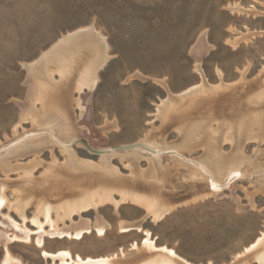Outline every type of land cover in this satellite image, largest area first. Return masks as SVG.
<instances>
[{
  "label": "rangeland",
  "instance_id": "obj_1",
  "mask_svg": "<svg viewBox=\"0 0 264 264\" xmlns=\"http://www.w3.org/2000/svg\"><path fill=\"white\" fill-rule=\"evenodd\" d=\"M235 3L257 13L231 12ZM91 27L104 43L86 42L64 69L44 64L48 82L28 72L63 36ZM103 45L96 85L84 86ZM197 65L209 84L222 73L236 85L211 106L183 101L164 123L158 104L200 84ZM48 104L71 130L41 132L33 119ZM135 146L142 157L127 151ZM0 154V264H139L163 254L155 248L188 264H264V243L246 252L264 234V0H0ZM64 175L137 183L156 205L176 206L161 219L142 201L117 207L123 193L109 183L113 200L73 212L58 231L41 214L38 229V200L22 185ZM210 180L221 190L212 194Z\"/></svg>",
  "mask_w": 264,
  "mask_h": 264
},
{
  "label": "bare ground",
  "instance_id": "obj_2",
  "mask_svg": "<svg viewBox=\"0 0 264 264\" xmlns=\"http://www.w3.org/2000/svg\"><path fill=\"white\" fill-rule=\"evenodd\" d=\"M229 10L231 12H237L240 14L257 13L255 9L244 8L239 3H235V4L230 5ZM253 36H254L253 33L241 34L240 36H238L234 40L229 41V43L236 46L237 44H239L243 41L250 40V38ZM95 39L99 40V42L104 43V40L101 37V35L99 33H97L93 27L87 28V29H80V30H77L73 33L66 35V36H63V38L60 39L58 43L54 44V46H52L48 51L42 53L43 55H42L41 59L36 64L28 66V69H29L28 72L31 73L38 81L48 82L49 79L46 80L41 75V67H43L44 64L46 66L47 64L53 63L56 65V67H62L63 68L64 65L66 64V60L68 57L73 55V58L75 59L74 55L77 56V53L80 51L79 49L83 48L85 46L86 42H88V44L90 43L92 45L93 42L96 41ZM86 46H87V44H86ZM103 48H104V50H103L104 55L102 57H100L99 63L94 70L87 71L86 77L83 80L84 86L92 87V86L96 85L97 70L100 68V66L104 63V61L106 59V55H105L106 54V46H104ZM196 67H197L198 72L202 76V81L200 84L195 85L193 87H190L189 89H187L184 92L177 94V95H175V94L173 95V94L169 93L168 97L166 99L162 100L160 104H158V106H157L158 107L157 117L160 118L164 123L168 122V120H171L173 115L178 116V113L180 114L179 111L181 110L180 108L183 107V105H182L183 101L185 102L187 100L189 102V103L187 102L188 105L191 106L194 102H196L202 98L203 100L206 101L205 102L206 106H211L213 104L210 101L211 97L219 94V92H222L223 90L230 89V87H233L234 85H236V83L235 84L224 83L222 81V73H220L221 82L218 85H211L208 83V80L205 78L203 71L200 68V65H197ZM43 97H46L45 93H44ZM50 105L51 104L47 105V106H49V111L47 112L45 110L48 113V114L47 113L44 114L46 116L40 115V116H37L36 118L33 119V121L41 122L40 125L41 126L44 125V127L46 128L44 131H41V132L47 133V134L49 133L48 135H50L51 132H54L56 129L61 130V131L71 130V125L69 124V121L64 116L63 117L65 119L62 120L63 122L61 121V117L56 116L57 113H59V110H57L58 108H56V106H53L55 104H53L52 106H50ZM193 105H195V104H193ZM188 108L189 107H187L185 109H188ZM188 111H189V109H188ZM44 141L46 142V140H44ZM42 143H43V141H42ZM28 144L29 143L27 142L26 144H24V146L26 148H28ZM153 145H154V143H153ZM36 146H38V145H36ZM154 146H156V144ZM127 148H128L127 151H129L131 155L136 154L137 156H139V158L142 157V155L139 154L137 152V150H135V148H138L137 146L127 147ZM156 148L158 149V147H156ZM176 150L178 151V149H176ZM66 151H69L68 147H67ZM155 153H153V154L156 155ZM178 153H179V151H178ZM102 156L105 158L107 155L102 154ZM4 159H6V158H3L2 160H0V162L3 163ZM154 159H156L155 156L152 158V160L154 161ZM72 162L77 165V163L74 159L72 160ZM201 162H202V160H201ZM190 163L192 164V161ZM201 164H203V162ZM48 173L49 174H47V176L49 178V176L56 175V170H55V172L50 171ZM139 176H141V175H139ZM215 176H213V180H214ZM53 177H55V176H53ZM64 177L66 178L65 179L66 182L63 184H58V182L56 183V181L55 182H49L51 179L50 180L48 179L49 181H43V182H40L37 184V182H34L32 179H29L30 180L29 184H25V186L22 185V188H21L22 190H20L21 192L23 191L24 193L29 194L28 196L31 195L33 197V199L37 198V200H38V205H37V212L38 213H37L36 217L34 216L35 218L33 219V222H34V224L37 225L38 229L42 230L45 226L43 224V222L39 221V215H41V214L45 217L46 222L49 224L52 231H56V230L58 231V229H56V227L58 225V221H63L66 217H70V215L73 214V212L81 211L82 209H86L90 206H92V207L97 206V205H99L105 201L107 202V200H110V201L113 200L112 195L110 193V191L113 187H110L108 185L109 183L112 186L113 185L116 186V188H115L116 191H119V193L120 192L123 193L121 201H113L117 207L119 206L120 203H127L128 201H133V202H141L142 201V202H145V204L150 209V211L152 209L155 210V211L153 210V212L156 214V218L161 219V218H163V216L165 214H167L172 208H174L176 206L175 204L174 205H167V206L166 205L165 206H159L160 204L156 205L154 199L151 200V198H149V197L147 199L146 198L147 196L145 197L144 195L140 194V189L136 185L137 183L133 184V185H131L132 184L131 183L129 185L128 183L125 184L124 181L122 182L121 179H120V182L113 183V182H110V180H107L105 178L104 179L100 178V176L99 177L97 176L96 178H94V177H76V176L64 175ZM102 177H104V176H102ZM213 180H210V187L212 188V192H213L212 194H214L216 191L221 190V186L219 184H216V182H218V181L215 180L216 182H213ZM63 182H64V180H63ZM120 190H124V192H122ZM2 195H3V193H2ZM2 197L0 196V202L4 205L6 201ZM28 203H30V202H28V201L25 202V205H23L22 209L25 206H27ZM8 205L10 207L14 206L11 203H8ZM53 211L60 213L59 215H57V220L51 219V213ZM61 212H63V214H61ZM103 232H104V229H100L99 233H103ZM77 236H79V235H77ZM38 243L41 244V240H39ZM263 243H264V234H263V238H260L256 244L249 247L246 250V252H248V253L252 252L253 250L257 249ZM148 244H151V246L155 247L154 245H152L151 242H149ZM155 250H156V252L163 253V254H156L154 257H152L150 260H148L150 262L145 261V262H142L139 264H183L182 262H185L186 264H188L185 260H183L181 257H179L172 250H168L166 248H160V249L155 248ZM148 252H149V250H148ZM63 254L65 256H69V253H63ZM256 256L258 258H260V260L264 261V248L262 249V251L258 252ZM76 264H114V262L112 263L108 259H98V260L88 259V260L84 261V260L78 258V261Z\"/></svg>",
  "mask_w": 264,
  "mask_h": 264
},
{
  "label": "water",
  "instance_id": "obj_3",
  "mask_svg": "<svg viewBox=\"0 0 264 264\" xmlns=\"http://www.w3.org/2000/svg\"><path fill=\"white\" fill-rule=\"evenodd\" d=\"M96 152H97V154H99V153H98L99 151H96Z\"/></svg>",
  "mask_w": 264,
  "mask_h": 264
}]
</instances>
